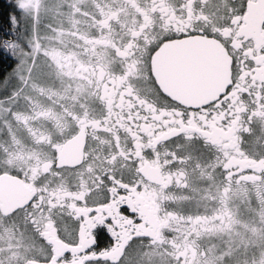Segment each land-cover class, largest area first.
Instances as JSON below:
<instances>
[{"label":"snow or ice","instance_id":"1","mask_svg":"<svg viewBox=\"0 0 264 264\" xmlns=\"http://www.w3.org/2000/svg\"><path fill=\"white\" fill-rule=\"evenodd\" d=\"M0 264H264V0H10Z\"/></svg>","mask_w":264,"mask_h":264},{"label":"trees","instance_id":"2","mask_svg":"<svg viewBox=\"0 0 264 264\" xmlns=\"http://www.w3.org/2000/svg\"><path fill=\"white\" fill-rule=\"evenodd\" d=\"M10 3V0H0V26L4 28V30H7V25L4 23V8ZM8 67V62L3 59L2 56H0V75L4 73L6 68Z\"/></svg>","mask_w":264,"mask_h":264},{"label":"flooded vegetation","instance_id":"3","mask_svg":"<svg viewBox=\"0 0 264 264\" xmlns=\"http://www.w3.org/2000/svg\"><path fill=\"white\" fill-rule=\"evenodd\" d=\"M3 59H4L5 61L8 62V67H7V68H10L11 65H12V63L15 62L14 59H11V58H4V57H3ZM7 68H6V70H7ZM6 70H5V71H6ZM5 71H4V72H5ZM2 75H3V74H2Z\"/></svg>","mask_w":264,"mask_h":264}]
</instances>
